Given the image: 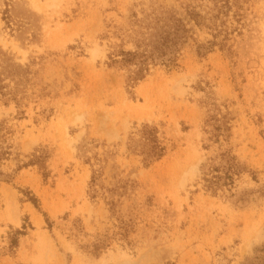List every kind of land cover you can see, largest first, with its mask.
I'll list each match as a JSON object with an SVG mask.
<instances>
[{
  "label": "rangeland",
  "instance_id": "374dc122",
  "mask_svg": "<svg viewBox=\"0 0 264 264\" xmlns=\"http://www.w3.org/2000/svg\"><path fill=\"white\" fill-rule=\"evenodd\" d=\"M0 148V264H264V0H0Z\"/></svg>",
  "mask_w": 264,
  "mask_h": 264
},
{
  "label": "trees",
  "instance_id": "16d2710c",
  "mask_svg": "<svg viewBox=\"0 0 264 264\" xmlns=\"http://www.w3.org/2000/svg\"><path fill=\"white\" fill-rule=\"evenodd\" d=\"M188 15L190 19L188 20L187 23H183L180 21V24H178L175 30L174 36L171 34H167L166 36L158 40L157 44L152 47L150 45L143 46L139 44L135 50H123L120 52V54L112 57L113 64H121L122 66H128L131 68L135 66V70L132 72V74L134 73V75L130 80V84H132L134 81L142 80L145 77L146 73H148L151 65L162 64L170 68L178 65L177 57L182 49V45L184 44V39H187V33L190 30H192L191 28H187V24L194 23L196 26L199 25L201 26L203 24L204 18L199 12H196V10H192L188 12ZM214 45L215 42H211L207 50H211ZM198 53H200L199 49H198ZM150 139L153 140V136H150ZM156 148H157L156 150L158 151L157 157L160 158L163 155L165 148L159 144L158 145L156 144ZM10 152L11 151L2 150V148H0V162L5 157V155H9ZM34 157L35 158L30 163L40 165L39 167L40 170L44 171L42 173L45 174L46 176L45 165L43 161L44 156L36 155ZM24 166H26V164L20 166V168ZM212 170L209 173H206V177L204 179L207 182L206 187L216 193L218 187L222 186L221 184L222 176H220V174H215V172H218L217 169L213 168ZM209 174H212V176L208 177ZM1 175L2 173L0 172V176ZM231 177H232L231 174H226L225 179L228 180ZM1 181L11 182L10 180H5L0 178V182ZM98 183H99L98 173L94 172L90 181L92 197H96V194L98 193V190L96 188ZM25 196L28 201H31L37 208H39L38 200L36 197L28 196V195ZM25 230H27V226H24L23 230L17 229L13 231L10 239L11 249H14L18 246L19 236L25 234Z\"/></svg>",
  "mask_w": 264,
  "mask_h": 264
}]
</instances>
